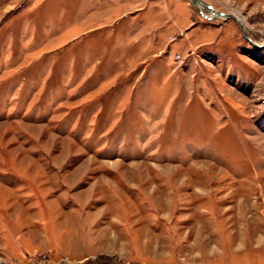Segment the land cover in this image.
Returning <instances> with one entry per match:
<instances>
[{"label":"rangeland","instance_id":"374dc122","mask_svg":"<svg viewBox=\"0 0 264 264\" xmlns=\"http://www.w3.org/2000/svg\"><path fill=\"white\" fill-rule=\"evenodd\" d=\"M264 42V0H204ZM0 264H264V45L190 0H0Z\"/></svg>","mask_w":264,"mask_h":264},{"label":"water","instance_id":"95a60500","mask_svg":"<svg viewBox=\"0 0 264 264\" xmlns=\"http://www.w3.org/2000/svg\"><path fill=\"white\" fill-rule=\"evenodd\" d=\"M190 1L193 4L194 8L199 12V14H201L207 18H212L213 16H215V15L211 14V12H213V11L216 12L217 16L235 18L237 20L239 28H240V30H241V32L245 38H247L255 46L261 47L264 45V42L258 43V42L254 41L250 38V36L248 35V33L246 31V28H245L243 22L234 13H229V12L221 11L218 9L216 10V8H214L211 4H209L208 2H206L204 0H190ZM202 7H203V9H202Z\"/></svg>","mask_w":264,"mask_h":264},{"label":"bare ground","instance_id":"6f19581e","mask_svg":"<svg viewBox=\"0 0 264 264\" xmlns=\"http://www.w3.org/2000/svg\"><path fill=\"white\" fill-rule=\"evenodd\" d=\"M201 6V5H200ZM202 9H203V7H202ZM211 14H213V15H215V16H213L212 18H214V17H217V14H216V12L215 11H213V12H211ZM201 15V14H200ZM237 17H239L240 19H241V21L242 22H244V19L241 17V16H239V15H237V14H235ZM203 16V15H202ZM205 17V16H204ZM221 17H223V16H221ZM207 18V17H206ZM224 18V17H223Z\"/></svg>","mask_w":264,"mask_h":264}]
</instances>
